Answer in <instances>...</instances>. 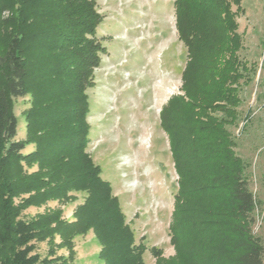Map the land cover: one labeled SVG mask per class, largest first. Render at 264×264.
Listing matches in <instances>:
<instances>
[{
    "label": "rangeland",
    "instance_id": "1",
    "mask_svg": "<svg viewBox=\"0 0 264 264\" xmlns=\"http://www.w3.org/2000/svg\"><path fill=\"white\" fill-rule=\"evenodd\" d=\"M173 1L95 0L102 17L95 39L104 51L93 70V83L85 90L89 104L85 152L100 167L101 178L117 197L133 242L145 246L140 254L142 264H212L216 240L211 225L225 192L220 186L211 189L213 167L196 160L202 135L198 140L190 130L197 127L193 119L196 112L182 99L185 95L195 102L199 97L211 98L215 86L211 68L219 60L217 53L222 51L224 39L215 30L214 19V28L194 44L193 63L182 79L187 56L176 29ZM230 7L236 13V32L241 37L237 56L247 67L254 65L257 69L248 85L246 77L234 82L238 85L233 86L239 98L238 118L227 129L235 144L233 151L244 161L250 189L260 203L253 213L252 232L264 243V0L233 1ZM3 9L0 20L9 16L6 6ZM7 28L5 23L0 25V54ZM23 56L26 95L11 99L10 105L17 119L15 138L24 144L22 153L27 155L36 146L26 133V116L37 102L43 80L42 63L32 43L25 44ZM5 79V68L0 66V88ZM172 98L165 130L159 126L160 114ZM204 112L199 114L204 117ZM170 132L176 144L178 170L170 154ZM21 165L27 174L37 168L34 157ZM202 185L211 190L196 193L194 189ZM179 186L184 192L180 206L174 200ZM86 196L85 191L69 190L62 198L46 197L38 205L29 200L21 210L22 219L29 221L49 211L58 212L60 221L72 222L74 211L84 204ZM12 202L17 204L19 200L13 198ZM51 244L37 243L36 251L43 257L52 248L56 256L66 258L65 264H104L99 257L101 244L91 228L74 236L71 247H56L57 236Z\"/></svg>",
    "mask_w": 264,
    "mask_h": 264
},
{
    "label": "trees",
    "instance_id": "2",
    "mask_svg": "<svg viewBox=\"0 0 264 264\" xmlns=\"http://www.w3.org/2000/svg\"><path fill=\"white\" fill-rule=\"evenodd\" d=\"M233 1L239 3V0L173 1L176 29L187 56L182 79L193 63L194 44L204 32L214 28L211 23L214 19L215 30L224 39L222 51L217 53L219 60L211 68L215 85L211 98L199 97L195 102L185 95L182 100L196 112L193 119L197 127L190 130L198 140L202 135L196 160L213 167L211 189L220 186L225 192L211 225L216 240L212 264H264L263 240L252 232L253 213L260 203L250 189L244 161L233 151L235 144L227 129L238 118V85L234 82L246 77L248 85L257 69L254 65L247 67L237 56L242 45L236 32V13L230 7ZM4 6L9 16L0 20L1 26L8 25L6 44L0 54V66L6 71L0 88V264H65L66 258L56 256L52 248L42 257L36 244L52 245L57 236L56 247L68 248L74 236L89 228L101 244L99 257L104 264H126L133 259L134 264H142L140 254L145 246L133 242L117 197L111 194L110 184L101 178L100 167L85 152L89 132L85 90L93 83V70L99 66L100 53L104 51L95 39L102 20L95 0H0V11ZM27 42L39 54L43 82L37 90V102L26 116V133L36 149L24 155V144L15 138L17 119L10 100L26 95L23 47ZM172 103L173 98L161 110L159 126L165 130V115ZM202 110L206 113L204 117L199 114ZM169 139L171 158L178 170L171 132ZM31 157L37 168L27 174L21 162ZM209 188L202 185L194 191L207 193ZM69 190L87 194L84 204L74 211L72 222L60 221L58 212L49 211L29 221L22 219L25 202L33 200L38 205L46 197L62 198ZM183 195L179 186L174 194L178 206ZM13 198L19 203L14 204Z\"/></svg>",
    "mask_w": 264,
    "mask_h": 264
}]
</instances>
